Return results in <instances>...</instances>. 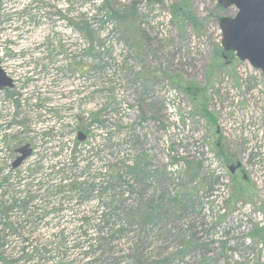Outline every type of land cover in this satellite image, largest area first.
<instances>
[{
	"label": "rangeland",
	"instance_id": "obj_1",
	"mask_svg": "<svg viewBox=\"0 0 264 264\" xmlns=\"http://www.w3.org/2000/svg\"><path fill=\"white\" fill-rule=\"evenodd\" d=\"M182 1L0 0V264H264V76L220 54L233 7Z\"/></svg>",
	"mask_w": 264,
	"mask_h": 264
},
{
	"label": "water",
	"instance_id": "obj_2",
	"mask_svg": "<svg viewBox=\"0 0 264 264\" xmlns=\"http://www.w3.org/2000/svg\"><path fill=\"white\" fill-rule=\"evenodd\" d=\"M222 9L233 7V16H221L218 26L221 33L223 54H233L240 61H247L264 76V0H216ZM12 80L0 67V89L11 88ZM79 140L84 135L79 134ZM17 157L12 167L17 168L26 159L31 148L25 144L16 149ZM240 162L230 165V172L240 167Z\"/></svg>",
	"mask_w": 264,
	"mask_h": 264
},
{
	"label": "trees",
	"instance_id": "obj_3",
	"mask_svg": "<svg viewBox=\"0 0 264 264\" xmlns=\"http://www.w3.org/2000/svg\"><path fill=\"white\" fill-rule=\"evenodd\" d=\"M219 7V6H218ZM188 9V5L186 4V2L183 0L181 3H178V4H175L174 6H172V13L176 14V12L182 10V13L183 15H185L186 18L190 19V20H193L192 19V15L189 14V12H186V10ZM188 14V15H187ZM222 53V50H220V54ZM190 94H192L193 96H196L197 97V93H195L194 91L190 90ZM200 108L197 110L199 112V114L202 116V117H206L208 119L212 118L213 117L207 112V108H206V105H205V102L202 101L200 103ZM76 145V143H75ZM74 149H71L70 151V155L72 157V153H74L73 151ZM73 159V158H71ZM33 171V170H31ZM71 171H73V165L71 166ZM58 173L60 175V182L55 185L54 189H61L62 190H65V189H68V190H75L77 186H83L86 184V182H83L81 180H79L80 182H73L72 180H70V177L68 178V173L65 172V169L64 167L62 168H59L58 169ZM5 180L7 179L6 177L4 178ZM86 178L82 179V180H85ZM102 188V186H101ZM59 192V191H58ZM239 194H241V192H239L238 196H240ZM12 201V199H11ZM13 202V201H12ZM11 205H13V203H10ZM254 234L260 236V237H264V226L261 227V228H257L255 231H254ZM33 252V251H32ZM36 253L35 255L38 254V251L34 252ZM66 264H71V262H68Z\"/></svg>",
	"mask_w": 264,
	"mask_h": 264
},
{
	"label": "built area",
	"instance_id": "obj_4",
	"mask_svg": "<svg viewBox=\"0 0 264 264\" xmlns=\"http://www.w3.org/2000/svg\"><path fill=\"white\" fill-rule=\"evenodd\" d=\"M62 1V3H66V0H61ZM4 68V67H3ZM43 99V102L42 103H45L46 101H47V99H45V98H42ZM21 100V99H20ZM37 101L38 100H36V103H37ZM5 103H8V105H9V102H7V101H4V106L5 107H7L6 105H5ZM10 103H11V106L12 107H14V104H13V102L12 101H10ZM50 109H52V112H53V116L57 119V122H58V129H59V131H61L62 129H64V128H67L68 127V125L67 124H65V123H63V122H61L60 120H59V118H58V116H59V114H60V112H61V110L59 109V108H54L53 106H51V108ZM85 117V116H84ZM85 119H87V114H86V117H85ZM77 123V121H76V119H75V124ZM249 125V124H248ZM249 126H251L252 128H256V126L253 124V125H249ZM45 130H44V134L46 133V132H50V133H52V132H56V129L55 128H53V127H45L44 128ZM256 129H253V131H255ZM261 130L262 131H258L257 130V133H258V139H259V141H258V143L259 144H261L260 143V141L261 140H264V125L262 126V128H261ZM75 134H76V131H74L73 133H72V140H74V137H75ZM252 135V133H250V135H248V138L250 137ZM246 136V135H245ZM1 139H2V137H1ZM39 141H41V140H39ZM88 141V138H87V140H86V142ZM262 145V144H261ZM264 148V147H263ZM69 153H70V151H69ZM219 173V172H218ZM263 249H264V246H263Z\"/></svg>",
	"mask_w": 264,
	"mask_h": 264
}]
</instances>
